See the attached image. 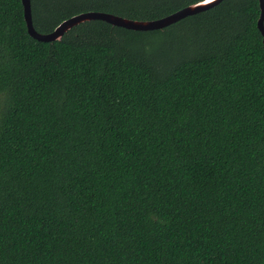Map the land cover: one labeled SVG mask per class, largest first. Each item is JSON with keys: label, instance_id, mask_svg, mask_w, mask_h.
Wrapping results in <instances>:
<instances>
[{"label": "trees", "instance_id": "trees-1", "mask_svg": "<svg viewBox=\"0 0 264 264\" xmlns=\"http://www.w3.org/2000/svg\"><path fill=\"white\" fill-rule=\"evenodd\" d=\"M202 0H31L35 30ZM259 0L60 41L0 0V264H264Z\"/></svg>", "mask_w": 264, "mask_h": 264}, {"label": "water", "instance_id": "water-1", "mask_svg": "<svg viewBox=\"0 0 264 264\" xmlns=\"http://www.w3.org/2000/svg\"><path fill=\"white\" fill-rule=\"evenodd\" d=\"M24 8V17L26 21V26L30 36L40 42H53L60 41L65 33L71 30L73 27L93 20L104 21L112 26L124 28L132 31H154L162 30L166 27H169L187 17L194 16L208 10L213 9L214 7L220 5L225 0H202L197 3L188 5L166 17L151 20V21H136L116 16L104 12H86L73 16L65 21H63L57 28L49 34H40L38 33L33 26L32 19V8L31 0H21ZM260 3V18L258 20V29L262 34L263 43H264V0H259Z\"/></svg>", "mask_w": 264, "mask_h": 264}]
</instances>
